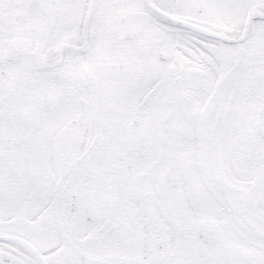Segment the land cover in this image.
I'll return each instance as SVG.
<instances>
[{
	"label": "snow or ice",
	"instance_id": "obj_1",
	"mask_svg": "<svg viewBox=\"0 0 264 264\" xmlns=\"http://www.w3.org/2000/svg\"><path fill=\"white\" fill-rule=\"evenodd\" d=\"M0 264H264V0H0Z\"/></svg>",
	"mask_w": 264,
	"mask_h": 264
}]
</instances>
